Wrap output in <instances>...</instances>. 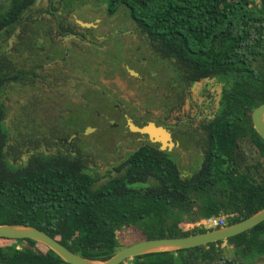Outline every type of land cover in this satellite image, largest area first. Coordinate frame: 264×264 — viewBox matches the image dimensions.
<instances>
[{
  "label": "trees",
  "instance_id": "obj_1",
  "mask_svg": "<svg viewBox=\"0 0 264 264\" xmlns=\"http://www.w3.org/2000/svg\"><path fill=\"white\" fill-rule=\"evenodd\" d=\"M102 1L109 18L122 10L123 22L133 31L125 39L131 38L136 43L147 59L146 68L155 73L152 76L147 72L141 82L127 78L132 81L130 94L146 106L149 115L145 120L166 125L169 94L166 79L171 71L184 78L189 89L206 80H222L218 110L210 121L196 125L203 132V136L192 132L197 145L190 143L178 149L174 160L166 149L161 150L148 139L134 137L125 142L119 153L120 156L127 153L124 158L118 157L120 162L113 167L115 175L98 183V175L90 168L88 173L82 155L67 152L73 143L67 142L58 131L49 133L51 139H59L53 141L56 151L37 150L40 139H30L29 143L36 146L26 162L16 167L9 164L8 150L20 149L25 141L8 145L4 126L6 108L0 102V225L33 226L82 257L104 261L119 247H125L118 241V233L124 229L139 231L136 241L183 237L212 229L187 227L199 220L224 215L226 225H230L262 209L264 141L253 129L250 113L264 103V0ZM35 2L38 0H10L8 7L0 10V32L7 28L6 34L10 35L22 21L29 23L21 27L25 29L23 35L10 44L8 56L0 54V93L9 84L32 81L37 77L35 72L47 78L40 68L39 53L32 52L34 35H39L38 26H44L43 32L50 36L56 26L49 21H67L68 28L62 31L82 33L86 29L70 19L71 15L83 14L82 10L66 6L61 18L53 0L39 7L36 12L39 15L32 18L29 9ZM42 14L49 18L41 17ZM104 25L108 27L109 21H104ZM119 25L112 23L109 30ZM54 34L57 38L64 37L60 32ZM13 52L31 60V65L20 67L12 57ZM130 53L122 50L119 59L104 55L97 61L102 65L106 58L113 60L110 68L115 69ZM93 65L96 66L95 62L90 67ZM153 107L159 109V117L151 115ZM75 126L68 133L84 128L83 124ZM11 157L13 161L20 159L16 155ZM153 221L157 226L146 229ZM223 242L227 247L221 246ZM261 261H264V220L225 240L141 254L119 264ZM0 264L68 263L36 241L0 237Z\"/></svg>",
  "mask_w": 264,
  "mask_h": 264
},
{
  "label": "flooded vegetation",
  "instance_id": "obj_2",
  "mask_svg": "<svg viewBox=\"0 0 264 264\" xmlns=\"http://www.w3.org/2000/svg\"><path fill=\"white\" fill-rule=\"evenodd\" d=\"M9 1L7 0L5 4L0 5V10L6 9ZM50 11L52 12V10ZM82 22L88 24V26H80L78 24L80 27L86 28L82 33H79L74 32L75 30L62 31V28H68V25H66L67 21L63 19L53 22L49 21V23L53 24V27L56 26V29L52 30V35L50 36L43 32L42 27L44 26H38L40 29H38V33L41 38H36L34 41L35 48L38 50L42 61L40 68L43 71L53 73L58 70L59 73H65L68 70L70 71V76L77 81L73 93L77 95L80 102H83V105L79 109L76 108L77 110H69L68 121L65 125L75 129L77 128L75 124H83L84 128L81 132H72L70 137L77 138L79 134H85L86 128H91L94 133L104 136L105 139L113 140L117 138L119 143L128 142L134 137L138 140L148 139L147 135L129 131L127 120L130 119L137 127H142L151 122L156 127L165 129L169 134L168 147L165 149L170 153L173 160L178 149H183L190 143L197 145L196 138L192 137V132L196 131V134L202 135L203 132L200 129L198 130L196 125L208 122L215 116L224 84L218 90L213 91L207 84L198 91L197 95H194L195 91L193 90L197 85L189 89L184 82V78L175 75L171 71L172 73L166 79V85L169 89L165 116L166 125L164 126L155 120H145L149 113L147 110L140 108L142 104L139 105L136 98L130 94L129 88L132 81L127 78L131 77L135 81L141 82L146 77L147 72H150L152 76L155 73L146 68L147 59H144L136 43L130 40L131 38L125 39L133 35L131 27L123 28V26L119 25L109 30L110 23L107 27L104 25V21H98V24L89 22V20ZM30 23L34 24L35 21ZM89 28L93 30L90 34ZM100 30L103 34H99ZM55 32L62 33L64 37L57 38L54 34ZM21 35L23 33L17 35L16 38L18 39ZM122 50L123 53L127 51L131 53L128 57L125 56L124 60L122 59L118 62L115 69L110 68L113 60L108 58L105 59L106 62L102 61V65L98 64L97 60L104 55L114 58V60L119 59L118 56L122 53ZM70 59H73L72 63ZM93 62L96 64L95 67L93 65L94 68L90 67ZM77 63L84 65L87 73L78 71ZM118 67L121 70H117ZM129 70L136 74L130 73ZM80 92H84L86 95L83 96ZM103 98L108 101V105ZM208 104L212 106V110L209 115H206L205 111ZM130 106L133 107L135 113L130 111ZM97 107L105 109V113L98 110ZM150 113L155 117L160 116L158 108L153 107ZM108 114H113V119ZM89 116H91V120L87 119ZM131 136L132 138H130ZM48 138H52L50 134H48ZM53 139L56 142L59 140L57 137H53ZM157 144L158 147L161 146L160 143ZM244 144L245 142H242V148ZM194 155L195 162H197L198 156L196 153ZM257 264H264V261Z\"/></svg>",
  "mask_w": 264,
  "mask_h": 264
},
{
  "label": "rangeland",
  "instance_id": "obj_3",
  "mask_svg": "<svg viewBox=\"0 0 264 264\" xmlns=\"http://www.w3.org/2000/svg\"><path fill=\"white\" fill-rule=\"evenodd\" d=\"M6 1L7 0H0V5L5 4ZM47 3L48 0H38L37 3L35 2V4L29 9L31 10V15L33 16L32 18L37 17V15H39V13H36L38 12V8L47 6ZM53 3V6L57 10L56 13L61 15V18L64 15L63 11L67 9L66 6H69L68 8H76L83 11V14H80L79 16L75 13V15H71V20L80 21V18H87L89 22H95L96 24L99 23L98 21L108 20L110 24L116 23L127 27V22H123L122 20V10L118 11L113 18H109V16L105 13L106 4L102 0H71L69 2L68 0H53ZM81 4H84L85 6L81 7ZM52 13H54V11H52ZM41 17L49 18L48 15L45 14H42ZM21 23L22 24L19 27L11 30L10 35L6 34L8 31L7 28L6 30H2L0 32V54L8 56L7 53L12 50L10 44L16 40L17 34H22L25 30L21 27L29 24L26 23V21H22ZM99 34H103L101 30ZM35 37L41 38L38 34H35L34 38ZM67 46H69V44H67ZM32 52L35 53L38 52V50L35 48ZM13 55L14 56L12 57H14L16 64L18 63L20 67H23L25 64V68L31 65V60H26L24 57L17 56L14 52ZM70 61L72 63L73 59H70ZM76 67L78 68V71L87 73L84 65L77 63ZM129 72L136 74L132 70H129ZM35 73L37 77L32 78V81L9 84L0 93V102L6 108L4 126L8 131V145H17V143H20V140L25 141L20 149L8 150V153L11 156L16 155L20 159L13 161V158L10 155H7L6 161L15 167L24 164L27 156L35 151L33 148L36 144L29 143L30 139L35 138L40 139L39 145L36 146L38 147L37 150L44 153H53L57 150L56 146L53 145L54 140L47 139L46 136L51 131H58V133L62 134V136L65 137L70 144L73 143L72 148L67 152L78 155L81 154L85 161V165L88 167H86V170L88 169V173L90 168L91 171H95L96 175H98V183L105 181L111 175H115L113 167L120 162L118 159L124 158L127 153L125 152L121 156L119 153V150H121L120 147L126 146L125 143H119L117 138L113 140L105 139L104 136H99L93 131L86 134H79L77 138H73V136L70 137L71 133H68L73 129L65 125L68 121L69 110L76 108L79 109L83 105V102H80L77 95L73 93V90L75 89L74 86H76L75 83H77V81L70 76V71L67 70L65 73H59L58 70H55L53 73L48 71L45 72V74L48 75L47 78H42L41 72ZM207 84H209V88L213 91L218 90V88L223 85V81L216 79L203 81L194 88V95H197L198 91H200ZM80 94L83 96L86 95L84 92H80ZM135 98L137 103L140 105L141 99L137 97ZM103 99L108 105V101L105 98ZM130 107L132 108H129L130 111L135 113L133 107ZM140 108L144 109L146 106L142 105ZM98 110L105 113V109L103 108H98ZM211 110L212 106L208 104L205 111L206 115H209ZM108 115L111 119H113V114ZM87 119L91 120V116L87 117ZM17 128L20 129V132L17 131ZM130 138H132V136ZM61 151H65V149L62 148ZM156 226V222L153 221L146 226V229H153ZM188 227L191 226L189 225ZM138 232L124 229L120 234L118 233L119 245L127 246L136 242L139 236ZM21 245L24 246L25 243ZM221 246L227 247V244L223 242ZM120 249L121 248L119 247L118 250Z\"/></svg>",
  "mask_w": 264,
  "mask_h": 264
},
{
  "label": "water",
  "instance_id": "obj_4",
  "mask_svg": "<svg viewBox=\"0 0 264 264\" xmlns=\"http://www.w3.org/2000/svg\"><path fill=\"white\" fill-rule=\"evenodd\" d=\"M80 26H88V24L76 20ZM264 39V29H263ZM131 73V72H130ZM250 119L252 127L258 136L264 141V103L258 105L251 113ZM127 127L130 132L147 135L148 140L152 143H160V149L164 150L168 147L169 134L162 127H156L153 123L148 122L142 127L135 126L130 119L127 120ZM91 128H86L84 133H90ZM243 150L248 154V150L243 145ZM264 220V207L253 215L240 220L236 223L225 225L221 228L211 229L202 233L190 234L183 237L172 238H153L133 242L120 250L104 261H94L82 257L70 249L66 248L60 242L53 239L44 231L33 226L20 224H3L0 225V237L9 239H30L41 243L64 262L68 264H119L126 259H131L135 256L158 252L171 251L178 249L192 248L196 246L206 245L208 243L225 240L229 237L242 233Z\"/></svg>",
  "mask_w": 264,
  "mask_h": 264
},
{
  "label": "built area",
  "instance_id": "obj_5",
  "mask_svg": "<svg viewBox=\"0 0 264 264\" xmlns=\"http://www.w3.org/2000/svg\"><path fill=\"white\" fill-rule=\"evenodd\" d=\"M189 225L191 227H188ZM225 225H226V216L220 215L216 217H210V218L199 220L195 223L188 224L187 227L192 228L194 226H197V227L202 226L205 229H211V228L214 229V228H221Z\"/></svg>",
  "mask_w": 264,
  "mask_h": 264
}]
</instances>
